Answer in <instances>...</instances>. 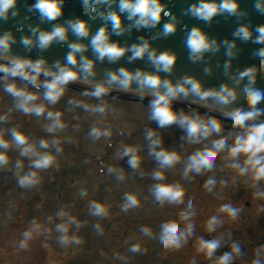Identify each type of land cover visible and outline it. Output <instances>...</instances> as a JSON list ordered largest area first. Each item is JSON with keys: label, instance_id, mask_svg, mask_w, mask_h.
I'll return each instance as SVG.
<instances>
[{"label": "clouds", "instance_id": "obj_1", "mask_svg": "<svg viewBox=\"0 0 264 264\" xmlns=\"http://www.w3.org/2000/svg\"><path fill=\"white\" fill-rule=\"evenodd\" d=\"M65 0H35L31 9L36 10L42 19L48 21L56 20L63 13ZM241 0H195L187 9L190 13L206 22H211L218 14L228 16H243L244 12L240 8ZM18 0H0V20H6L9 16H16ZM118 5L112 8L111 5ZM85 11L94 13L95 16L103 18L106 23L101 26L91 37V46L96 56L103 60L107 57L111 61L119 59L131 48L132 55L129 59L142 58L145 55L155 65L156 71H144L138 69L129 70L127 67H120L116 71L108 73L107 81L93 83L90 90H84V97L95 98L97 103H89L82 99L71 98L69 105L83 108L86 112L103 114L109 108L104 97L110 92L114 85H119L120 89L128 90L133 81L139 85V94L145 95V89L152 90L153 99L149 104L150 119L163 128L168 125L178 123L186 129V139L189 144L197 145L203 141V147L195 149L191 154L183 159L179 151L162 147V139L154 129L145 130V139L149 141V155L153 156L159 167L152 172V177L157 183L151 186V193L155 201L161 206L165 204L182 205L179 209L180 218L183 225L168 220L159 225L158 231H153L150 226H141L140 231L147 237L155 239L162 249H179L188 242L195 234V223L192 217L196 215L192 200H184V188L179 183L160 182L165 180L164 169L172 168L182 161V176L191 179L190 174L202 176L217 167L216 159L218 154L222 155L224 161L222 167L231 169L234 172L233 179L237 176L245 177L250 182V187L256 197H264V120L260 119L264 108L257 107V104L264 99V90L246 83L253 68H244L232 76L234 86L221 84L218 88L205 89L200 79L192 75H186L181 80L173 82L170 79L162 78L161 71L170 72L176 61L177 54L171 49L157 51L152 47L150 40L141 38L140 42L130 46L122 45L119 41H114L110 37L112 33L117 35L126 31L123 24L122 14L126 13L127 19L132 21L127 27L136 26L154 27L160 23L162 16H169L170 12L164 0H83ZM106 5L100 9L99 6ZM255 7L264 13V0H255ZM111 25V32L108 25ZM179 21L176 15L172 14L162 28V34L167 36L177 30ZM39 26L31 28L34 35H25L21 42L26 47H31L34 40L38 42L41 49H46L53 41H65L68 38L69 29L78 37H87L90 33V25L87 19L72 18L67 23H56L51 30H38ZM255 33V35H254ZM234 37L241 40H252L257 48L253 53V67L264 71V24L258 25L255 29L250 23H241L233 33ZM16 37L12 30H7L0 34V88L3 92L13 98V106L6 112L0 114V122L9 119V113L13 110L24 114H31L37 117L43 116L45 123L43 127L50 134V138L41 137L34 139L19 127H11L6 130L7 134L0 133V168L10 164L9 149L18 150L19 157L27 158L28 167L25 169L23 159L14 161L15 175L17 183L22 188H29L40 183V170L52 167L57 160V154L63 151L61 139L58 135L67 124L63 119V111L54 109L64 96L70 82L80 79L81 73L85 77L95 74V60L88 58L83 53L86 44L82 42H72L69 44L70 51L65 59L66 63L56 61L55 67L46 66L45 58L33 59L22 55H12L10 49ZM186 46L190 53V58L194 61L200 60L209 51H218L221 44L217 38L210 37L201 26H193L186 35ZM226 46L227 55L231 58L238 52L236 39L225 38L222 41ZM79 65L78 67H75ZM231 59L225 67L230 68ZM45 77L41 79V76ZM19 78L17 80L16 78ZM88 82V81H86ZM31 84L36 90L29 87ZM42 85V89H41ZM194 93L201 100L213 97L221 106L231 104L237 99L246 101L247 108H235L226 111L224 124L237 131L227 135L221 133V120L214 116H201L193 113L178 112L173 107V100L179 95L184 96ZM88 135L98 140L109 138L112 135L111 127L104 125L103 120L94 124ZM216 135L218 138L213 139ZM141 146L135 144L124 145L119 152L120 157H127L128 165L133 169H139L142 157ZM109 173H116L117 179L123 180V169L116 166H108ZM227 185L228 179L218 181L215 174L208 175L204 180L203 187L208 192H214L217 184ZM81 196H86L87 191L81 190ZM140 199L135 192H126L124 202L121 205L123 211L139 206ZM90 212L93 216L104 217L108 215V206L98 200L89 201ZM242 209L231 202L220 204L216 214H212L205 222L206 231L214 233L225 223V216L231 220H236ZM223 214V215H222ZM58 222L55 230L60 235L58 240L63 245L80 244L81 238L76 234L82 226V222L77 217L65 209L56 212ZM51 219V217H49ZM95 228L103 231L99 223ZM74 229V230H73ZM44 226L35 219L31 225L22 233L19 241L20 248L28 247V242L34 235L39 234ZM224 243L223 234L206 238L201 235L196 238V251L203 253L212 264H234V261L244 255L242 246L238 240L230 241V250L217 254V250ZM141 245L133 243L129 251L139 252ZM192 264H197L195 257ZM251 264H264V244L255 248Z\"/></svg>", "mask_w": 264, "mask_h": 264}, {"label": "rangeland", "instance_id": "obj_2", "mask_svg": "<svg viewBox=\"0 0 264 264\" xmlns=\"http://www.w3.org/2000/svg\"><path fill=\"white\" fill-rule=\"evenodd\" d=\"M18 80V79H17ZM32 90H36L29 84ZM42 89V87H41ZM83 91L68 88L54 109L62 110L67 127L57 133L61 139L63 151L57 154L56 163L40 170V183L29 188H22L17 183L14 161L27 158L19 157L18 150L9 149L10 164L0 168V264H192L195 257L197 264H212L203 253L196 251V238L223 234L224 243L217 254L230 250V241L238 240L242 246L241 257L234 264H251L255 248L264 244V197H256L254 189L245 177L223 168V154H218L217 167L202 176L190 174L191 179L182 176V161L201 144H189L186 129L178 123L160 128L151 120L149 102L132 99L110 98L104 100L108 110L101 114L86 112L83 108L68 104L71 98L97 103L95 98L84 97ZM13 98L0 88V114L13 106ZM178 112L210 116L187 106H173ZM6 122H0V133L7 134L11 127H19L34 139L50 138L43 125L44 117L24 114L13 110ZM111 127L109 138L92 139L88 133L99 120ZM218 119V118H217ZM220 120V119H219ZM224 124L221 121V125ZM154 129L162 139V147L180 152L182 161L172 168L164 169L165 180L160 182L179 183L184 188L185 202L192 200L196 215L195 234L179 249H162L158 242L145 236L141 226H150L158 231L162 222L171 220L183 225L179 209L182 205L165 204L161 206L151 193V186L158 181L152 172L159 167L158 161L149 155V141L145 139V130ZM234 132L221 128L219 135ZM213 139L218 138L214 135ZM141 146L140 168L133 170L127 163V157H120L124 145ZM116 166L124 171V179H117L116 173H109L108 166ZM215 174L218 181L228 179L225 185L217 184L214 192H208L204 180ZM264 188V182H261ZM81 190L87 195L81 196ZM126 192L138 194L140 204L123 211ZM98 200L108 206V215L93 216L89 201ZM231 202L242 209L236 220L225 216V223L216 232L208 233L205 222L209 216L216 214L220 204ZM65 209L82 222L76 234L81 238L80 244L63 245L60 235L55 230L58 222L56 212ZM223 215V214H222ZM51 217V219H49ZM41 223L44 229L33 236L28 247L20 248L22 233L28 229L33 220ZM99 223L102 232L94 227ZM74 230V229H73ZM139 243V252L129 251L130 245Z\"/></svg>", "mask_w": 264, "mask_h": 264}, {"label": "water", "instance_id": "obj_3", "mask_svg": "<svg viewBox=\"0 0 264 264\" xmlns=\"http://www.w3.org/2000/svg\"><path fill=\"white\" fill-rule=\"evenodd\" d=\"M34 2L35 0H18V4L16 5V8L19 10L18 14L16 16H9L6 20H0V34L7 30H12L14 32L16 39L12 48L9 50L12 55H22L33 59L45 58L46 66L50 67H55L56 61L66 63L65 57L70 51V43L76 41L86 44L87 47L84 52L79 53L78 56L86 55L88 58L95 60V74L90 77H85L83 73H81L80 79L70 82L67 86L68 88L81 91L90 90L93 83L107 81L108 73L116 71L120 67H127L132 71L142 69L144 71L155 72L157 70L155 65L148 59L147 55L142 58L130 60L129 57L132 55L130 47L124 55L115 61H111L107 57L100 60L92 49L91 37L106 23V21L99 16H95L94 13L86 12L83 0H65L63 13L53 21L42 19L36 10L31 9V5ZM164 2L167 4L170 15L162 16L159 24L154 27L139 28L132 26L128 28L127 26L131 25L133 22L127 19L125 13L122 14V19L126 31L119 35L112 33L110 38L127 46L140 42L141 38L148 39L152 47L157 51L166 49L174 51L177 54V61L173 69L170 72H160L162 78L170 79L173 82L181 80L186 75H192L201 80L205 89L212 87L218 88L221 84L225 83L234 86L232 81L233 75L244 68H253L246 83H250L252 86L264 90V71L253 67L254 61L252 56L257 45L252 40L244 41L233 35L235 29L241 23H250L253 29L260 24H264V13L257 10L255 7V0H241L240 8L244 12L243 16L218 14L211 22H206L186 12V9L195 2V0H164ZM117 6L116 4L111 5L112 8H116ZM99 7L103 9L107 6L101 5ZM172 14L177 16L179 24L174 33L165 36L162 34V28ZM72 18H83L89 21L90 33L87 37H78L69 29L67 40L53 41L46 49H41L38 42L35 40L30 48L26 47L21 42L23 36L34 35L31 32L32 27L38 25V30H51L54 24L67 23V21ZM197 25L201 26L209 33L210 37L217 38L221 47L218 51H209L205 53L202 59L194 61L190 58L185 40L187 32L193 26ZM108 30L111 32L110 24L108 25ZM225 38L237 40L236 47L238 52L231 58L227 55L226 46L222 43ZM229 59H231V66L226 69L225 64ZM78 66L79 65H76L75 67ZM0 75H2V73H0ZM16 79L19 78L17 77ZM144 91L146 94L141 96L139 94L138 83L133 81L128 90H122L119 85H114L106 96L120 99H132L144 103L151 102L154 98L152 90L145 89ZM173 105L191 106L198 109L201 113L221 119H224L226 111L235 108H247L246 101L243 99H237L229 105L221 106L213 97L201 100L200 97L194 93H190L187 96L183 94L179 95L173 100ZM257 107L264 108V99L257 104ZM260 119L264 120V113L261 114ZM227 128L232 129L230 126H227ZM232 130L237 131L236 129Z\"/></svg>", "mask_w": 264, "mask_h": 264}, {"label": "flooded vegetation", "instance_id": "obj_4", "mask_svg": "<svg viewBox=\"0 0 264 264\" xmlns=\"http://www.w3.org/2000/svg\"><path fill=\"white\" fill-rule=\"evenodd\" d=\"M224 123V122H223ZM224 126L223 124L221 125V127Z\"/></svg>", "mask_w": 264, "mask_h": 264}]
</instances>
